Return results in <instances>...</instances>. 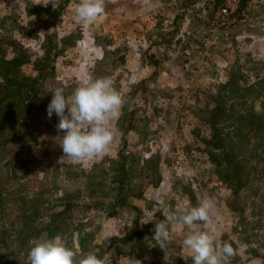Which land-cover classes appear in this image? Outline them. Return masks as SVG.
Masks as SVG:
<instances>
[{"label": "rangeland", "instance_id": "obj_1", "mask_svg": "<svg viewBox=\"0 0 264 264\" xmlns=\"http://www.w3.org/2000/svg\"><path fill=\"white\" fill-rule=\"evenodd\" d=\"M153 1L137 2L145 7L142 10L136 0H105L102 17L78 25L73 21L78 0H0L2 56L19 58L23 72L31 77L32 66L22 63L38 59L50 48L45 69L49 83L44 87V94H51L48 98L56 87L70 95L86 79L109 76L124 99L119 119L112 122L120 137L108 155L74 163L60 159V142L53 141L52 158L39 165L38 178L44 177L50 162L51 167L66 162L74 169V179L69 177L61 186V194L70 196L74 208L61 218L59 236L78 252L95 251L101 258L109 253L112 262L114 254L134 249L163 254L161 260L165 252L153 238L155 222L163 219L157 198L175 211L185 202L197 206L202 197L210 196L219 239L231 243L235 251L228 264H264V179L250 192L240 190L232 210L230 191L200 155L201 142L209 134L207 113L220 86L231 73L253 81L251 64L264 62V0H239L244 8L236 13L238 3L237 21L227 29L212 24L221 0H173L168 12L174 25L160 22L151 33L150 15L162 18L166 12L164 6L153 8ZM137 11L146 17L143 35L136 33L141 29L134 17ZM167 24L172 33L162 28ZM255 143V155L264 158V142ZM243 150L239 146L235 152L240 166ZM121 158L127 170L121 192L125 199L108 206ZM146 159L152 162L143 164ZM246 160L253 164L252 158ZM248 166L244 162V168ZM52 175L50 168L47 185L58 184ZM90 203L86 211L79 209ZM193 227L207 229L204 223ZM188 230L173 233L167 252L175 254L174 264H193L182 245ZM31 247L19 255L22 264H30ZM235 258L238 261L232 263Z\"/></svg>", "mask_w": 264, "mask_h": 264}, {"label": "trees", "instance_id": "obj_2", "mask_svg": "<svg viewBox=\"0 0 264 264\" xmlns=\"http://www.w3.org/2000/svg\"><path fill=\"white\" fill-rule=\"evenodd\" d=\"M243 8L244 3L240 2L236 13ZM3 21L4 18L0 24ZM49 49L38 59L22 63L32 66L31 77L23 72L19 58L0 54V264H22L21 252L36 239L59 235L61 218L74 208L70 196L61 194L62 182L69 177L74 179V169L66 162L57 167H51L50 162L45 166L44 177L38 178L39 165L52 158L50 142L62 139L56 114L47 116V105L52 99L48 98L51 94H44L49 83L45 80ZM251 68L253 81L231 73L220 86L214 107L207 113L208 137L201 142L203 162L211 165V174L230 191L232 210L240 190L250 192L256 182L264 179V158L255 155V142H264V62H253ZM239 146L244 149L242 166L235 154ZM246 158H252L253 164ZM122 159L114 170L119 176L109 189L108 206L125 199L121 192L127 170ZM149 162L152 161L143 160L145 165ZM244 162L249 165L247 169ZM50 168L57 185L45 183L47 178L51 180L47 176ZM90 207L91 203L79 209L86 211ZM81 243L78 239L80 248ZM237 261L235 258L232 263Z\"/></svg>", "mask_w": 264, "mask_h": 264}, {"label": "clouds", "instance_id": "obj_3", "mask_svg": "<svg viewBox=\"0 0 264 264\" xmlns=\"http://www.w3.org/2000/svg\"><path fill=\"white\" fill-rule=\"evenodd\" d=\"M104 13L105 0H78L73 21L89 25ZM51 93L47 116L51 118L55 113L59 118L57 130L62 132V139L58 144L63 151L60 159L67 157L74 163H82L108 155L120 137L112 122L119 119L124 105L114 80L109 76L86 79L70 95L63 87H56ZM156 203L163 219L155 222L153 238L165 253L172 244L173 233L187 228L182 245L191 254L193 264H228L235 255L231 243L219 239L213 220L215 202L212 197H202L197 206L185 202L175 211L169 209L162 197H158ZM197 223L206 224L207 229L194 230ZM29 261L30 264H104L95 251L78 252L59 235L34 240Z\"/></svg>", "mask_w": 264, "mask_h": 264}, {"label": "crops", "instance_id": "obj_4", "mask_svg": "<svg viewBox=\"0 0 264 264\" xmlns=\"http://www.w3.org/2000/svg\"><path fill=\"white\" fill-rule=\"evenodd\" d=\"M153 1V0H152ZM142 4V0H136V4L138 5V8L142 7V10L143 8H145L143 5H140ZM169 2L170 3H173V0H154L153 1V8L155 9H163L162 7L164 6V8L166 11L164 14H163V17L162 18H158L157 17H154V16H151L150 15V21H151V33H154L153 31H155L156 29V25L160 24V22L163 24V23H169V27L173 26L174 23H173V19H170L169 18V12H168V7H169ZM140 5V6H139ZM160 7V8H159ZM136 10H138L136 8ZM135 17V20H136V23L139 24L140 28L138 31H136V33L138 34H145L146 31H144L142 29V26L145 24V20H146V17H144L143 15H140L138 13V11L136 12V15L134 16ZM163 29H166L167 32L169 31L170 33L173 32V30L171 29V31L169 30L168 28V24L165 25V26H162ZM157 46V45H155ZM134 252L130 251V252H127V253H119V254H114L113 255V259H114V262L110 261V254L109 253H103L104 254V257L102 258L104 260V263L106 264H139V261L141 262V264H174L175 263V254H171L169 252L166 251V253H164V257L163 259L160 260V258L162 257V255L160 254H157V253H154L153 251H150V252H138L136 251L135 249L133 250ZM107 260V262H106Z\"/></svg>", "mask_w": 264, "mask_h": 264}, {"label": "built area", "instance_id": "obj_5", "mask_svg": "<svg viewBox=\"0 0 264 264\" xmlns=\"http://www.w3.org/2000/svg\"><path fill=\"white\" fill-rule=\"evenodd\" d=\"M239 0H221L212 15L213 26L221 29H227L236 23L235 9Z\"/></svg>", "mask_w": 264, "mask_h": 264}]
</instances>
